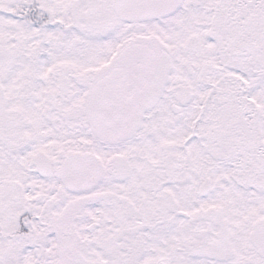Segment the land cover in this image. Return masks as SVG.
I'll use <instances>...</instances> for the list:
<instances>
[{
    "label": "snow or ice",
    "instance_id": "6c2138e0",
    "mask_svg": "<svg viewBox=\"0 0 264 264\" xmlns=\"http://www.w3.org/2000/svg\"><path fill=\"white\" fill-rule=\"evenodd\" d=\"M0 264H264V0H0Z\"/></svg>",
    "mask_w": 264,
    "mask_h": 264
}]
</instances>
